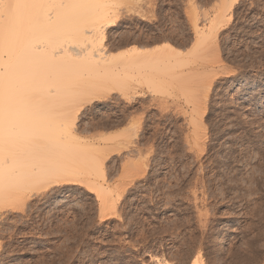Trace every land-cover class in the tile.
Segmentation results:
<instances>
[{
    "label": "rangeland",
    "instance_id": "374dc122",
    "mask_svg": "<svg viewBox=\"0 0 264 264\" xmlns=\"http://www.w3.org/2000/svg\"><path fill=\"white\" fill-rule=\"evenodd\" d=\"M224 1L120 4L110 56H162L166 86L134 83L128 97L115 89L106 101L57 105H82L81 137H113L105 185L114 208L102 218L84 185L24 191L21 203L0 205V264H264V0L229 10ZM220 13L201 43L197 31Z\"/></svg>",
    "mask_w": 264,
    "mask_h": 264
},
{
    "label": "bare ground",
    "instance_id": "6f19581e",
    "mask_svg": "<svg viewBox=\"0 0 264 264\" xmlns=\"http://www.w3.org/2000/svg\"><path fill=\"white\" fill-rule=\"evenodd\" d=\"M125 1L0 0V205L19 203L24 191L40 193L71 183L96 195L102 218L114 208L113 191L105 185L107 141L113 137H81L75 124L82 105H57L72 98L76 103L101 102L115 89L128 97L134 83L156 91L166 86L159 72L165 65L161 55L153 58L137 48L129 57L110 56L108 32L117 26ZM233 2L224 1V10L232 9ZM222 14L197 31L201 43L218 31ZM167 48L163 50L172 55L179 51L171 44ZM217 243L228 248L225 237ZM192 264L206 260L200 256Z\"/></svg>",
    "mask_w": 264,
    "mask_h": 264
}]
</instances>
